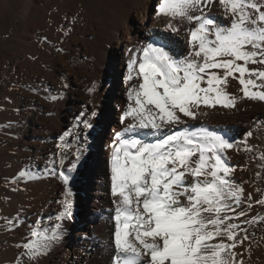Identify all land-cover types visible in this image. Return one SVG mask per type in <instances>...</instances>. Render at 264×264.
Returning <instances> with one entry per match:
<instances>
[{
    "label": "snow or ice",
    "instance_id": "1",
    "mask_svg": "<svg viewBox=\"0 0 264 264\" xmlns=\"http://www.w3.org/2000/svg\"><path fill=\"white\" fill-rule=\"evenodd\" d=\"M213 8L229 22L221 23ZM154 19L163 20L160 38L152 34L128 49L127 103L106 149L109 264H246L244 253L250 258L252 248L245 247L249 233L243 225L264 222V216L249 217L254 204L264 206V195L245 198L228 153L248 154L242 170L255 160L264 169V150L249 143L251 131L236 139L189 121L236 109L244 100L264 103V0H158ZM176 39L185 51L173 50ZM232 81L236 92L228 90ZM97 116L95 105L90 113L81 111L58 137L45 175L63 185L60 211L54 222L28 225L15 245L14 264H41L63 240L64 223L73 217V174L87 152L88 136L80 129H92ZM37 178L26 167L9 183ZM21 223L19 214L6 220L8 230Z\"/></svg>",
    "mask_w": 264,
    "mask_h": 264
},
{
    "label": "bare ground",
    "instance_id": "2",
    "mask_svg": "<svg viewBox=\"0 0 264 264\" xmlns=\"http://www.w3.org/2000/svg\"><path fill=\"white\" fill-rule=\"evenodd\" d=\"M152 1L153 0L94 1V6L89 12L90 27L88 32L84 34L85 36H89V39L87 38L88 40H81L80 43H78V45L76 46H80L79 50L76 51L74 49L72 51L73 55L78 58L74 59L72 62L74 75H72L70 71L68 73V70L65 69L66 75L68 74L71 77V79L70 77L69 79L67 78V81L71 85L69 90H71V93H73L77 99V112L68 110L70 107L65 108L63 106H58L57 104L56 107L58 108V111H56L53 107L46 103L42 106L39 105V108L42 111L37 115L35 114L34 116H32L31 114L32 119H30L31 121L27 122V124L31 123L29 125L30 130L28 132L26 131L25 134L27 135L26 139L28 141L25 140L24 144L32 160L30 168L39 174V178L32 180V183L31 181H21L18 184L12 185L9 183V180L12 177H15L18 172L24 168L14 163L13 166H16L13 167L12 171H0V192H2L3 188L5 187L8 194L10 196L13 195L12 199H10L12 201L9 202L10 205L4 208V212L0 211V215L9 214L10 218H15L17 214H19L22 220V223L19 224V226L12 230H8V226L6 225L5 220L9 219V217L5 218L4 216L3 218H1L0 227L4 232L1 237H3V239L10 238L9 243L4 248V253L2 255L0 254V256H3L0 258L1 262L5 263L6 261H15L18 252V249L15 247V245L21 242L22 238L29 231L28 225L33 224L38 219L45 223L54 222V217L60 211V205L56 203V201L63 198V185L57 178L45 175V169L46 165L50 163L51 154L57 151L55 144L57 143L58 137L62 135L65 130L72 127L71 124H73L75 118L79 116L81 111L87 110L90 113L93 110L94 105H92V103L95 104L97 101V91H94V95H90L88 89L92 87L91 85L85 84L88 83V79H95V73L91 72H93L94 70L96 72L100 65L109 62V56L111 52H115L120 47L124 48V56L122 57L121 62L119 61V63L121 65L120 68L125 71L126 60L128 59L129 55L128 49L136 45L137 42H144L146 38L151 37L152 34H157L156 37H159L160 28L163 25V20L161 19L157 21L156 19H154L155 7L150 6V3ZM157 2L158 0H156L155 6ZM212 14L223 24H227L229 22L227 19L223 18L221 12L217 8L212 9ZM49 24L48 27H50ZM24 32H26V30H24ZM167 35L171 37L170 33H168ZM182 43V41L176 39L172 45L173 50L177 53L185 51V49L182 47ZM28 47L31 53L37 56L34 43L28 44ZM42 56L44 58L46 56V58L49 59L50 52L46 51V54L43 53ZM28 61L29 60L26 59L24 61L26 66L30 67L28 70V74L30 76L28 81H32L34 86H36L35 82L37 80L39 84L43 86V89L44 86L48 85L49 81H52L50 87H54L55 82L53 81V78H50L46 71L35 68V66ZM63 65H65V63ZM63 65H61V71H63L64 69ZM14 70H17V68L14 67ZM44 76H47L50 79H45ZM113 84H115L114 81ZM82 85L84 86V88L82 87ZM238 87V83L236 81H232L231 86L228 90L230 92H235V89H237ZM28 94L31 97L33 96V93L28 92ZM23 96L25 98H30L31 100L36 99L31 98L27 95ZM109 100L110 98L106 102H108ZM116 101L118 102L119 100ZM39 103L41 102L39 101ZM90 105L91 107L89 108ZM125 105L121 106L115 115L116 127L114 128L113 125L110 126L112 127L111 131H109V129L107 128V132L109 131V135L106 136V139L108 137L111 140L113 131L120 130L118 117L121 111L124 109ZM105 110H107V108ZM256 112H260V115H258V119L256 118ZM109 119L110 113L108 111H105L102 117L101 125L97 123L99 121H95L93 127V131L95 133L92 131L90 141L95 140L93 141V143L96 151L95 156L97 158L94 156L90 168V171L92 172L84 176V182L81 185L82 191L86 190V193L88 192L87 199H89L91 202V211H93L94 214L87 217V219H89L90 221L89 224L88 221L84 218L83 222H80L76 227V229L82 227L87 222L86 225L83 226L85 228L84 231L73 230V232H70V235L66 231L65 221L63 240L57 245H54L51 252L42 259L41 264H76L78 261H82L80 264H109L111 237L109 239H106L105 237L103 238L99 235L100 230L102 232H106L107 229H110L111 231L110 210L112 208V205L108 190V180L106 177L105 163L107 158V151L101 152V154L103 153L102 155H104L103 158L100 154H98L97 151L98 146H100V138L103 134L101 130L105 129V126L107 125ZM67 120V127L66 129H63L62 127L65 124H63V122H66ZM201 122L209 126L213 130L235 137L236 139H242L245 133L251 131L253 135L249 138V143L258 146L261 150H264V103L244 100L238 104L236 109L211 110L208 115L202 116L199 120L189 121V123L197 125ZM83 132L88 133V130H84ZM110 140H107L105 145H107L108 141ZM14 150H16L17 152L18 149ZM0 152H6V149L1 148L0 146ZM25 155L27 156V153ZM21 156V153L16 154L14 159L16 161L21 160ZM236 157L243 160L240 167L238 166L239 161L236 159ZM247 157L248 154L244 152L238 153L235 150H233L231 156L228 157L229 163L236 168V171L233 174V179L237 183L242 184L245 191V197H247L248 193H251L253 195V189H255V187L252 185L251 188L250 185L248 186L243 182H240L239 178L248 181L250 172L253 171L257 165V161L255 160L253 163H249L247 165V170H242V168L245 166ZM73 158L74 157L71 155H69L68 157L69 160ZM95 158L97 160H95ZM3 165L4 161H1V170H3ZM82 166L83 165H81L80 168H82ZM6 173H8L9 180H6L8 178V176L5 175ZM73 176L77 177L78 180L80 173H74ZM5 177L7 178L5 179ZM101 183H103L104 188L101 187ZM13 188H15L16 190L13 191ZM71 189L74 190V186H72V184ZM73 199L75 202V206H77L78 199L76 197H74ZM260 208V205L254 206L250 214L255 215L260 210ZM107 217L109 219L108 223L106 221ZM88 230H90V232H93V235L90 236V234H88ZM255 238L257 237H254L253 239ZM246 245H249L252 248V255L250 258L248 257L247 253H244L246 264H264V236L262 240L256 242L248 240ZM246 245L245 247H247ZM88 250L92 251L93 253L91 257L88 256ZM239 250L243 252V248Z\"/></svg>",
    "mask_w": 264,
    "mask_h": 264
},
{
    "label": "rangeland",
    "instance_id": "3",
    "mask_svg": "<svg viewBox=\"0 0 264 264\" xmlns=\"http://www.w3.org/2000/svg\"><path fill=\"white\" fill-rule=\"evenodd\" d=\"M94 1L95 0H67V1L66 0L63 1L62 0H0V146L1 148L6 149V152L3 153L0 152V162L4 161L3 170H1V166H0L1 172L10 171V170L12 171L13 167L16 166V165L13 166L14 163L18 164V166H21L23 168L31 167L32 160L24 144L25 140H27L26 139L27 135L25 134L26 131L28 132L30 130L29 125L31 123L27 124V122L31 121L30 119H32V116H34L35 114L37 115L39 112L42 111L39 108L40 106L45 105L47 103L48 105L53 107L56 111H58V108L56 107L58 105L61 107L63 106L65 108L70 107L68 110L77 112L76 109L77 99L76 96H74V94L71 93V90H69L71 85L67 81V78L69 79L70 76L68 74L66 75L65 69L68 70V73L70 71L71 74L74 75L72 62L74 59H78V58L73 55L72 51L74 49L76 51L79 50L80 46L78 47L76 46L78 45V43H80L81 40L89 39V36H85L84 34L88 32L90 27L89 12L94 6ZM155 2L156 0H153L150 3V6L155 7ZM47 23L49 24L50 27H48ZM24 30H26V32H24ZM30 43H34L37 56L33 55L29 50L28 44ZM57 49H60L61 51L58 52ZM46 51L50 52V58L47 59L45 56L46 58L45 60L42 54L43 53L46 54ZM123 56H124L123 47H120L115 52H111L109 56V62L100 65L96 70V72L95 70L91 72V73H95V79L94 78L88 79L87 80L88 83L85 84V85H91L92 88L93 85H95L94 91H97V96H98L96 103L95 104L92 103V105H95V110L98 112V116L92 119L93 125L95 124V121H99L97 123L101 125L102 117L105 111H108L110 113V119L107 125L105 126V129L101 130L103 134L99 141L100 146H98L97 149L98 154H100L102 158L104 157V155H102L103 153L101 154V152H105L104 146L106 144V141L110 140L108 137L106 139V136L109 135V131H111L112 129V127L110 126L113 125L114 128L116 127L115 115L118 109H120L121 106H124L126 104V100H125L126 89L122 80L124 70L120 68L121 65L119 63V61L121 62ZM25 59L29 60L28 62L34 65L35 68L46 71L49 77L53 78V81L55 82L54 87H50L52 81H49L48 85L44 86V89L42 88L43 86L40 85L37 80L35 82L36 86H34L32 81L29 82L28 79L30 78V76L28 74V70L30 67L26 66L24 62ZM64 63L65 65H63ZM61 65L64 66L63 71L60 70ZM14 67L17 68V70H14ZM44 78L50 79L47 76H44ZM113 81L115 84H113ZM82 87L84 88L83 85ZM106 88L108 92L105 94ZM28 92L33 93V96L31 97L28 94ZM23 95H27L31 98H36V99L31 100L30 98H25ZM50 96H57L59 98L55 101H52L50 99H47V97ZM109 98L110 100L106 102ZM116 100L119 101L117 102ZM39 101L41 103H39ZM90 107L91 105L89 106V108ZM106 108L107 110H105ZM100 111H101V115H100ZM258 115H260V112H256L257 119L259 117ZM63 124L64 125L62 128L66 129L68 120L66 122L64 121ZM107 128L109 129L108 132H107ZM80 130L83 133L85 129H83V127L81 126ZM92 131L93 128L88 130L89 142L88 141L86 142L87 150L89 149L90 143L93 144L94 146L93 141L95 140L90 141ZM21 136L23 139L21 138ZM107 145L105 146V149ZM14 149H18L17 152ZM25 152L27 153V156L25 155L26 154ZM232 152L233 151L228 153V157L231 156ZM19 153L22 154L21 156L22 159L16 161L14 158L16 154ZM89 155H90L89 152L85 153V156H89ZM96 158L95 160H97ZM236 159L239 161L238 166L240 167L242 165L243 160L237 157ZM92 160L93 158L90 159L88 163L89 166L87 169H86L87 167L86 165L83 167V169H86L85 173L81 174L78 180L77 177H74L73 181L71 182L72 186H74V190H72V196H71V199L73 200L72 201L73 217L72 219L66 221V231L69 233V235L70 232L73 230L84 231L85 228L83 226H85L87 222L82 227H79L77 229L76 227L80 222L81 223L83 222L84 218L88 221L89 224L90 221L89 219H87V217L94 214V212L91 211L92 210L91 202L89 199H87L88 192L86 193V190L82 191L81 188V185L84 182V176L88 172H92L90 171L91 168L90 165H92L91 164ZM256 161L257 164L260 163L259 160ZM257 172H260L259 177L256 176ZM250 174L248 176L249 177L248 181L250 183H244V184L248 186L250 185L251 188L252 185L255 187V189H253L254 193L252 196L254 200H258L261 198L262 195H264V169L255 167V169L251 171ZM5 175L8 176V173H6ZM6 178L7 177H5V179ZM6 180H9V176ZM239 180L240 182L246 181V180H242L241 178H239ZM32 182L33 181H31V183ZM101 184H102L101 187L104 188L103 183ZM80 190L82 191L81 201L83 202V203L81 202V205L84 207L81 216L80 214L77 213V207L75 206V202L73 199L74 197H76L77 199L79 198ZM5 191L6 188L4 187L3 191L0 192V196H1L0 211H3L4 208L10 205L9 202L12 201L10 199H12L13 195L10 196L8 192ZM255 193H256V197H255ZM256 205L258 204H254V206ZM250 213H249V217L257 216V215L264 216V206H261L260 210L255 215H251ZM4 216L5 218L7 217L10 218L9 214L0 215V222H1V218H3ZM241 219L243 220L244 217H241ZM106 221H108V217L106 218ZM243 226L248 228L250 241L256 242L263 239L264 222L257 223L254 226H248V225H243ZM2 230L3 229L0 227L1 255L4 253V248L10 241V238L3 239V237H1L4 234ZM89 232L90 230H88V234H90V236L93 235V232L90 233ZM109 232L110 229H108L107 232H102L100 230L99 235L103 238L105 237L106 239L107 238L109 239L110 238ZM254 237L257 238L253 239ZM246 244L247 241H245V245ZM246 246L248 247L249 245ZM89 250H88V256L91 257L93 253L92 251ZM1 257L3 256H0V258ZM81 262L82 261H78L76 264H80ZM1 263L14 264V261H8V262L6 261L4 263L1 262L0 260V264Z\"/></svg>",
    "mask_w": 264,
    "mask_h": 264
},
{
    "label": "water",
    "instance_id": "4",
    "mask_svg": "<svg viewBox=\"0 0 264 264\" xmlns=\"http://www.w3.org/2000/svg\"><path fill=\"white\" fill-rule=\"evenodd\" d=\"M79 200L77 201V204H78Z\"/></svg>",
    "mask_w": 264,
    "mask_h": 264
}]
</instances>
